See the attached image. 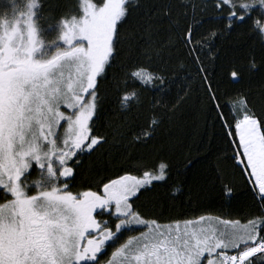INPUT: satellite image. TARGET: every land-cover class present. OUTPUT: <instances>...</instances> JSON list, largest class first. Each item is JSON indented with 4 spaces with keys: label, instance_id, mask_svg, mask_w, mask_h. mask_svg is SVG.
Returning a JSON list of instances; mask_svg holds the SVG:
<instances>
[{
    "label": "snow or ice",
    "instance_id": "6c2138e0",
    "mask_svg": "<svg viewBox=\"0 0 264 264\" xmlns=\"http://www.w3.org/2000/svg\"><path fill=\"white\" fill-rule=\"evenodd\" d=\"M254 83L259 98L225 87ZM192 108L221 142L222 192L237 175L248 190L241 219L188 218L156 147ZM117 146L139 152L135 174L97 179ZM158 185L188 210H147ZM0 264H264V0L0 3Z\"/></svg>",
    "mask_w": 264,
    "mask_h": 264
},
{
    "label": "trees",
    "instance_id": "16d2710c",
    "mask_svg": "<svg viewBox=\"0 0 264 264\" xmlns=\"http://www.w3.org/2000/svg\"><path fill=\"white\" fill-rule=\"evenodd\" d=\"M3 2L4 0H0V3ZM245 39L246 37L233 35L228 37L222 44H218L215 53L219 57L217 64H223L227 60L232 59L236 55L234 49ZM225 87L229 89L245 88L257 98L261 95V89L255 83L250 89L245 84L226 85ZM158 135L162 143L157 144L156 147L169 150L173 162L178 165V171L184 173L179 177H176L174 173V179L182 181L186 194L181 199L185 204L190 200L193 209H200L199 212H189L188 218L205 214L220 215L227 219H241L244 213L253 210L251 208V197L248 195V190L238 175L234 178L229 176V179L233 180L234 184L231 197L222 192L221 181L215 180L216 173L213 169L218 164L223 165V154L219 152L222 145L219 139L213 142L211 127L206 126L195 108L182 114L172 127L165 129ZM136 155H139V152L126 151L125 148L120 146L112 148L111 156L104 157V163L100 165L101 167L106 166L110 170L101 171L96 178L99 179L103 176L116 178V170L122 166L135 174L132 169L135 160L130 157H135ZM218 156L221 158L218 159ZM190 161L191 166L188 167ZM197 161L199 162L197 163ZM228 171L231 172L230 166ZM119 174L122 175L124 173ZM167 192L168 189L166 187L158 185L155 190L147 192L142 197L147 210L155 207L157 211H161L167 208V211L164 212V220L169 217H177L180 212L188 210L180 207L172 209L171 202L165 199ZM157 201H159L158 205ZM176 203L179 204V201ZM229 212L232 214L229 215Z\"/></svg>",
    "mask_w": 264,
    "mask_h": 264
},
{
    "label": "rangeland",
    "instance_id": "374dc122",
    "mask_svg": "<svg viewBox=\"0 0 264 264\" xmlns=\"http://www.w3.org/2000/svg\"><path fill=\"white\" fill-rule=\"evenodd\" d=\"M127 237H125V239H126ZM109 251H111V249L109 250Z\"/></svg>",
    "mask_w": 264,
    "mask_h": 264
}]
</instances>
